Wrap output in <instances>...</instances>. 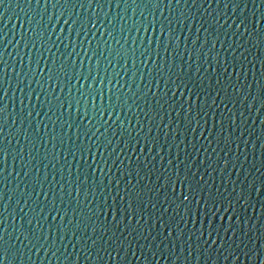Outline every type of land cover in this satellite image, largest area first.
Returning <instances> with one entry per match:
<instances>
[{"label": "water", "instance_id": "obj_1", "mask_svg": "<svg viewBox=\"0 0 264 264\" xmlns=\"http://www.w3.org/2000/svg\"><path fill=\"white\" fill-rule=\"evenodd\" d=\"M0 264H264V0H0Z\"/></svg>", "mask_w": 264, "mask_h": 264}]
</instances>
